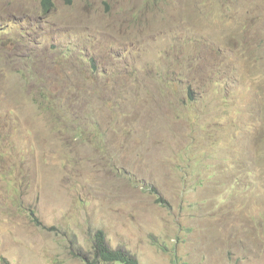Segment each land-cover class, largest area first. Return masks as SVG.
Returning a JSON list of instances; mask_svg holds the SVG:
<instances>
[{
	"label": "rangeland",
	"instance_id": "rangeland-1",
	"mask_svg": "<svg viewBox=\"0 0 264 264\" xmlns=\"http://www.w3.org/2000/svg\"><path fill=\"white\" fill-rule=\"evenodd\" d=\"M1 1L0 264H264V0Z\"/></svg>",
	"mask_w": 264,
	"mask_h": 264
},
{
	"label": "trees",
	"instance_id": "trees-1",
	"mask_svg": "<svg viewBox=\"0 0 264 264\" xmlns=\"http://www.w3.org/2000/svg\"><path fill=\"white\" fill-rule=\"evenodd\" d=\"M94 253L84 255L86 264H98L99 262L139 264L138 260L125 249H113L109 246L106 234L103 230H97L93 239Z\"/></svg>",
	"mask_w": 264,
	"mask_h": 264
},
{
	"label": "clouds",
	"instance_id": "clouds-1",
	"mask_svg": "<svg viewBox=\"0 0 264 264\" xmlns=\"http://www.w3.org/2000/svg\"><path fill=\"white\" fill-rule=\"evenodd\" d=\"M144 4L147 5L146 7L149 8L147 0H145ZM153 4H154V0H149V5L152 6ZM53 6L55 7V0H37V2L35 4H27V2H26V3H23V6L16 7L18 9L17 12L19 10L24 11V12H19V13H22V14H17V13H15L16 11L12 13V12L6 11V10H5V13L14 14V15H25V16H29L30 19L32 17L40 18V16H42V15L39 14L37 10H40L41 12L48 13L49 11L52 10ZM0 7L1 8L3 7L5 9L7 7V5L3 6V2L1 1V6ZM8 7H10V6H8ZM12 7H15V6H12ZM25 12L27 14H25ZM98 230H102V229H98ZM106 238H107V236H106ZM93 239H94V236H93Z\"/></svg>",
	"mask_w": 264,
	"mask_h": 264
}]
</instances>
